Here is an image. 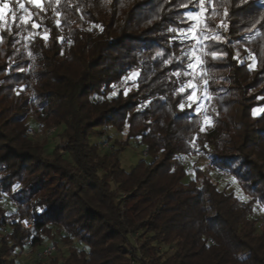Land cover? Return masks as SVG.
<instances>
[{
  "label": "trees",
  "instance_id": "1",
  "mask_svg": "<svg viewBox=\"0 0 264 264\" xmlns=\"http://www.w3.org/2000/svg\"><path fill=\"white\" fill-rule=\"evenodd\" d=\"M214 2L8 0L0 21V200L7 193L16 210L0 206L9 223L0 264H17L13 251L42 245L54 230L69 254L63 262L54 254L52 264H264V222L250 217L253 203L264 207V112L253 113L264 103V0H227L226 27L209 19ZM202 7L214 35L197 49L194 31L184 30ZM197 56L199 73L187 67ZM189 80H207L205 126L200 112L178 107ZM32 110L44 125L65 127L50 156L23 136ZM110 127L124 136L102 153L92 137ZM130 139L148 159L127 170L119 152ZM198 142L247 202L202 167L186 181L180 157L190 158ZM25 216L42 232L22 229Z\"/></svg>",
  "mask_w": 264,
  "mask_h": 264
},
{
  "label": "rangeland",
  "instance_id": "2",
  "mask_svg": "<svg viewBox=\"0 0 264 264\" xmlns=\"http://www.w3.org/2000/svg\"><path fill=\"white\" fill-rule=\"evenodd\" d=\"M8 2V0H7ZM41 0H39V3ZM258 2H261V0H258ZM203 13L200 15L199 20L195 21V28H194V35L196 33H200L199 35V43L196 44L197 49H200L201 46H203L206 42V40L209 37H212L214 33H212L213 29L207 25L206 23V10L204 7ZM8 8L4 10L3 15L7 12ZM201 12V9L198 13ZM229 7L227 0H215L213 6H211V10L209 11V19L216 25H223L226 27L227 20L229 18ZM252 35V34H250ZM1 37V36H0ZM251 38V37H247ZM197 42V41H196ZM199 57V56H197ZM196 57V58H197ZM194 68L193 70L195 72L199 73V64H200V57L199 61L197 59L193 62ZM133 73H136V75H131V78H136L138 75V72L135 71ZM132 73V74H133ZM194 83V82H193ZM198 84V95H203L205 93V83H195ZM206 91L208 94V99L201 102L200 105V113L203 117V126L206 124H209L211 122V112H212V101L209 95V92L206 87ZM264 112V103L257 105L253 109V113L256 116H260ZM28 125L25 128V132L23 134L24 137L27 139H31L32 141H37L39 143L45 144L44 150L46 155H51L58 144L62 143L64 141V132L65 127L64 126H56V125H44L37 119V115L34 112V110L31 111L30 117L28 119ZM33 127L37 133L35 135L31 136L28 135L26 130L28 127ZM51 127H56V133L54 135H48V130ZM124 132H118L115 128L110 127L106 129L103 136L94 135L92 137V140L94 142H109L111 145L116 143V140H119L123 138ZM116 147H118V144L114 146L112 149H102V153H109L112 151H115ZM196 151L193 152V155H190V158L188 157L187 160L189 161L188 168H187V175H186V181H191L194 177V169L196 167H202L205 171V173L208 176H211L213 179L218 182L219 188L223 189L226 188L228 191H232L237 198L243 203L247 202L249 200L248 195L245 193L244 189L240 186L238 181L235 179V177H229L225 174H219L216 171L213 170V167L211 166V163L209 162V156L208 154L204 153L202 149L199 147V142L195 146ZM206 155V158L204 156ZM67 158H69V155L66 154ZM119 159L120 163L123 168L130 170L132 167L136 166L142 159H148L147 158V152L146 147L139 143L136 139H130L129 144L125 145V147L119 152ZM0 206L3 208V210L6 211V213H11L16 210V205L14 201L11 199V197L4 193L1 200H0ZM251 212L250 217L255 218L259 222H264V207L253 203L251 206ZM54 236H46L44 238V243L42 245L37 246L36 248L30 249V248H24V249H16L12 252L11 257L15 259L17 264H37V261L35 260V255L38 251L44 249L45 247L55 244L57 247V252L55 253V257L58 261L63 262L65 258L69 254V244L65 243L59 233H57L56 230L53 231ZM128 249V247H127ZM51 258L46 262V264H52Z\"/></svg>",
  "mask_w": 264,
  "mask_h": 264
},
{
  "label": "snow or ice",
  "instance_id": "3",
  "mask_svg": "<svg viewBox=\"0 0 264 264\" xmlns=\"http://www.w3.org/2000/svg\"><path fill=\"white\" fill-rule=\"evenodd\" d=\"M28 2L33 4V5H35L36 7H41V5L39 3V0H28ZM200 2H201V5H203L204 0H200ZM262 6H264V5H262ZM19 7L21 9H25V5L23 3H20ZM7 8H8L7 0H0V21L4 20L3 12ZM25 11H27V10L25 9ZM202 13H203V8H201V12L200 13H189L188 15H189V18L191 20L198 21L200 15ZM13 17L15 18V13H13ZM20 20L23 23H28V18L25 17V16H21ZM32 27L36 28V27H38V25L35 22H33L32 23ZM194 28H195V25L193 26V28H190V29H187V30H184V31L191 33V32L194 31ZM199 35H200V33H196L192 37L193 39H195L197 41V43H199ZM44 38L47 39L46 36ZM157 55L160 56V55H162V53L158 52ZM211 55H212L213 58H216V53L215 52H212ZM196 59H197V61H199V57H197ZM165 63H170V61H165ZM187 67H188V69L191 70V69L194 68V64L192 62H190ZM174 74L177 75V76L181 75L180 72H176ZM190 74H191L190 72L187 73V75H190ZM132 75L134 76V75H136V73H133ZM206 86H207V80H205V93L203 95H198L197 94L198 88H199L198 84H195L191 80H189L187 85H181V87L179 89V92L185 93L186 88L188 89V91L186 93V96L182 99L181 103L178 105V107L181 110H183L185 108V105L187 104V107L189 109L193 110L196 113H199L200 110H201V108H200L201 102L208 99ZM16 187L19 188V185H16Z\"/></svg>",
  "mask_w": 264,
  "mask_h": 264
},
{
  "label": "built area",
  "instance_id": "4",
  "mask_svg": "<svg viewBox=\"0 0 264 264\" xmlns=\"http://www.w3.org/2000/svg\"><path fill=\"white\" fill-rule=\"evenodd\" d=\"M56 130H57L56 127H51L47 133H48V135H54L56 133ZM26 132L28 135H31V136H33V135H35V133H37L36 130L31 126L27 128ZM102 147L104 149L109 150V149H112L114 147V144L111 145L109 142H103ZM204 156L206 158L205 154H204ZM180 161L185 165L189 164V161L187 160V158L185 156H181ZM209 162L211 163L210 159H209ZM211 166L214 168V165L212 163H211ZM216 171L219 174H225L229 177H234L232 174H229L220 168H217ZM8 224H9L8 221H6L5 224L3 223V215L0 212V235L2 237H4L6 241L9 239V234H8V229H7ZM19 225L22 229L29 232V234L31 236L36 234L37 232H42V229H37L36 222L34 221V219H32L28 216L20 218L19 219ZM29 242L32 243L31 238H30ZM56 252H57V247L55 246V244H51V245L45 247L44 249L38 251L35 255V260H48Z\"/></svg>",
  "mask_w": 264,
  "mask_h": 264
}]
</instances>
